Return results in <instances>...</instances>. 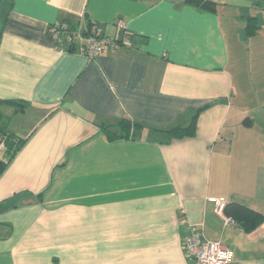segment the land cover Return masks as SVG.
<instances>
[{"label": "crops", "instance_id": "crops-1", "mask_svg": "<svg viewBox=\"0 0 264 264\" xmlns=\"http://www.w3.org/2000/svg\"><path fill=\"white\" fill-rule=\"evenodd\" d=\"M210 1L215 11L185 0H8L0 100L27 105L2 108L26 141L0 175V264H195L183 249L190 225L233 251L231 264H264V224L228 225L211 201L264 215V135L238 98L230 26L237 12L260 15L264 0ZM58 22L101 23L119 45L90 60L56 42ZM201 109L193 138L165 143L150 129ZM123 119L147 128L109 140L104 127Z\"/></svg>", "mask_w": 264, "mask_h": 264}, {"label": "trees", "instance_id": "trees-1", "mask_svg": "<svg viewBox=\"0 0 264 264\" xmlns=\"http://www.w3.org/2000/svg\"><path fill=\"white\" fill-rule=\"evenodd\" d=\"M3 2L4 0L1 3L0 14H1V8ZM185 3L201 8L206 11H215L218 6V3L210 0H185ZM3 15L0 18H2ZM67 24L70 26L71 30L75 29L77 25H79V23L78 24L67 23ZM261 28H262L261 16L260 15L249 16L248 24L245 29V34L247 37L256 36ZM137 40L144 41V39L140 37L133 36L132 42H136ZM8 104H13L17 106L18 112L25 111V108L27 107V105H24L25 103L0 100V140L4 143L5 146L4 151L3 150L0 151V175L5 171L8 162L10 161L12 156H14L22 148V146L25 144L26 141L23 139L16 138L14 135L10 134L7 124L3 122L4 114L2 108ZM202 110L203 109L197 111L193 115L191 121L187 124H179L169 129H158V128H150V129L153 130L155 133L163 134L164 135L163 142L165 143H171L174 140H179L184 138H193L196 136L197 133L198 116ZM247 119L249 120L250 118H246V120ZM146 128L147 126L144 125L143 123L134 122L130 119H123L113 127L111 126L104 127L107 137L111 141L118 139H133V140L139 139L140 136L142 135L143 130ZM6 151L7 154L9 153L8 155L11 154L8 161L5 159V157L2 158L3 153ZM1 205L2 203H0V206ZM224 212L226 216L231 217L235 221V223L239 225L246 232H253L254 230H256L257 228H259L261 225L264 224V215L262 213H259L240 202L232 201L230 203H226Z\"/></svg>", "mask_w": 264, "mask_h": 264}, {"label": "built area", "instance_id": "built-area-1", "mask_svg": "<svg viewBox=\"0 0 264 264\" xmlns=\"http://www.w3.org/2000/svg\"><path fill=\"white\" fill-rule=\"evenodd\" d=\"M118 26L125 32V23L119 21ZM56 42L63 47L78 51L81 55L93 60L104 54L109 48L119 45L117 39L108 37L105 26L97 22H86L79 28L70 29L65 22H58L49 27ZM126 37V36H125ZM125 43H127L125 41ZM5 149L0 140V151ZM216 203V211L228 225H234L235 221L225 215L226 201L224 199H211ZM183 222H186L183 220ZM189 233L184 239L183 249L186 257L195 264H231L234 259L233 251L226 248L221 242H212L204 237L203 228L189 226Z\"/></svg>", "mask_w": 264, "mask_h": 264}, {"label": "rangeland", "instance_id": "rangeland-1", "mask_svg": "<svg viewBox=\"0 0 264 264\" xmlns=\"http://www.w3.org/2000/svg\"><path fill=\"white\" fill-rule=\"evenodd\" d=\"M8 5V0H4L0 17ZM257 12H260L262 18V28L253 37H247L245 29L248 17L254 14L237 12L231 19L230 26L233 30L231 56L232 71L235 75L236 88L239 90L238 98L244 99L249 109L253 108L250 115L255 118V128L264 135V7Z\"/></svg>", "mask_w": 264, "mask_h": 264}, {"label": "water", "instance_id": "water-1", "mask_svg": "<svg viewBox=\"0 0 264 264\" xmlns=\"http://www.w3.org/2000/svg\"><path fill=\"white\" fill-rule=\"evenodd\" d=\"M3 0H0V7H1V3H2Z\"/></svg>", "mask_w": 264, "mask_h": 264}]
</instances>
